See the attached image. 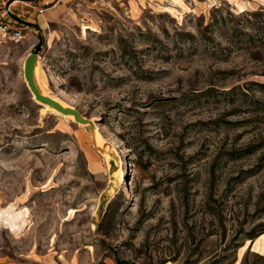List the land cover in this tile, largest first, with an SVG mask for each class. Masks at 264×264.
I'll use <instances>...</instances> for the list:
<instances>
[{
    "label": "rangeland",
    "instance_id": "374dc122",
    "mask_svg": "<svg viewBox=\"0 0 264 264\" xmlns=\"http://www.w3.org/2000/svg\"><path fill=\"white\" fill-rule=\"evenodd\" d=\"M1 1L0 264H264V0Z\"/></svg>",
    "mask_w": 264,
    "mask_h": 264
},
{
    "label": "water",
    "instance_id": "95a60500",
    "mask_svg": "<svg viewBox=\"0 0 264 264\" xmlns=\"http://www.w3.org/2000/svg\"><path fill=\"white\" fill-rule=\"evenodd\" d=\"M22 73L25 85L33 96V99L40 104L45 105L47 108L46 111H50V109H52L80 125H86L88 128L91 143L94 147H96L94 125L92 121L82 116L75 108L52 99L42 92V89L38 82V56L35 49H33L25 56L22 65Z\"/></svg>",
    "mask_w": 264,
    "mask_h": 264
},
{
    "label": "built area",
    "instance_id": "2783aa9c",
    "mask_svg": "<svg viewBox=\"0 0 264 264\" xmlns=\"http://www.w3.org/2000/svg\"><path fill=\"white\" fill-rule=\"evenodd\" d=\"M40 13V9H36ZM21 10L14 13L9 6H0V47L16 44L23 38V33L27 29L25 21L19 19Z\"/></svg>",
    "mask_w": 264,
    "mask_h": 264
},
{
    "label": "bare ground",
    "instance_id": "6f19581e",
    "mask_svg": "<svg viewBox=\"0 0 264 264\" xmlns=\"http://www.w3.org/2000/svg\"><path fill=\"white\" fill-rule=\"evenodd\" d=\"M38 82H39V85H40V87H41V89H42V92L44 93V94H46V95H48L49 97H51L52 99H55V100H57V101H60V102H62L60 99H58V98H56V97H54V96H52L51 94H49L46 90H45V88H44V86H43V84H42V81H41V79H40V75H39V77H38ZM28 89V88H27ZM29 91V90H28ZM30 95H31V93H30ZM31 98L33 99V96L31 95ZM34 100V99H33ZM35 101V100H34ZM35 102H37V101H35ZM39 105H41V107H42V109L43 110H46L47 108H46V106L45 105H42V104H40L39 102H37ZM63 103V102H62ZM50 113H52V114H55V115H60V116H63V115H61L60 113H58V112H56V111H54V110H52V109H50ZM96 144L97 145H99L100 144V140L96 137ZM2 211V210H1ZM5 213V212H4ZM5 215V216H4ZM14 216L15 215H13V213L12 212H10V211H6V214H3V216H2V214H1V212H0V223L1 224H3L7 229H9L10 231H15V230H17L18 229V225L20 226V224H18L19 222H15V220H14ZM2 225V226H3Z\"/></svg>",
    "mask_w": 264,
    "mask_h": 264
},
{
    "label": "crops",
    "instance_id": "0c3cea01",
    "mask_svg": "<svg viewBox=\"0 0 264 264\" xmlns=\"http://www.w3.org/2000/svg\"><path fill=\"white\" fill-rule=\"evenodd\" d=\"M13 1H19V0H13ZM43 2V1H42ZM42 2H39V1H36V2H32V1H20L19 3H21V5H20V10H21V14L23 13V14H25L26 16H28V17H26L27 19H29V18H31L30 16H32V17H38L39 16V14H34V12H31V11H29L30 9L31 10H33V9H36L35 8V6L33 5V3H37V4H42ZM1 3V5H3V4H5L4 3V1H1L0 2ZM19 10V11H20ZM34 19H32V21H33Z\"/></svg>",
    "mask_w": 264,
    "mask_h": 264
},
{
    "label": "trees",
    "instance_id": "16d2710c",
    "mask_svg": "<svg viewBox=\"0 0 264 264\" xmlns=\"http://www.w3.org/2000/svg\"><path fill=\"white\" fill-rule=\"evenodd\" d=\"M122 263V262H121ZM120 262L116 261V264H121ZM124 264V263H123ZM127 264H131V263H127Z\"/></svg>",
    "mask_w": 264,
    "mask_h": 264
}]
</instances>
